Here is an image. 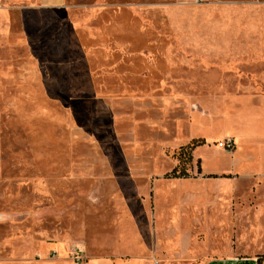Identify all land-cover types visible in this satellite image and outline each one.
<instances>
[{
    "label": "rangeland",
    "instance_id": "374dc122",
    "mask_svg": "<svg viewBox=\"0 0 264 264\" xmlns=\"http://www.w3.org/2000/svg\"><path fill=\"white\" fill-rule=\"evenodd\" d=\"M27 4L0 7V261L85 245L259 264L264 179L221 174L250 175V161L180 150L218 146L208 120L264 92V0ZM175 168L190 177L167 178Z\"/></svg>",
    "mask_w": 264,
    "mask_h": 264
},
{
    "label": "crops",
    "instance_id": "0c3cea01",
    "mask_svg": "<svg viewBox=\"0 0 264 264\" xmlns=\"http://www.w3.org/2000/svg\"><path fill=\"white\" fill-rule=\"evenodd\" d=\"M5 0H0V7ZM22 1L27 7L35 10L61 9L66 5L67 0H11ZM236 108L228 111L226 108H219V117L217 120H208L205 127L218 131L219 134L214 136L211 141H220L225 138H233L236 142V148L233 151H222L224 149L218 146L211 147L203 144L200 149L221 153L231 160L244 163L251 162L253 172L249 175L238 173H221L236 175L237 177L264 179V92L260 89L252 90L251 93L242 94L235 99ZM228 113H227V112ZM206 122V121H205ZM205 129V128H204ZM216 139V140H213ZM219 150H218V149ZM199 149V150H200ZM250 154V157L246 156ZM202 161V159H201ZM204 177H211L205 173L202 165ZM220 174V173H219ZM83 261L77 263L71 257V248L66 249L62 245H54L52 249L54 254L49 251L42 253L39 258H29L26 260L0 261V264H148L143 256H130L129 258H114L111 256H95L90 248L80 246ZM130 247L136 249V245L131 243Z\"/></svg>",
    "mask_w": 264,
    "mask_h": 264
},
{
    "label": "trees",
    "instance_id": "16d2710c",
    "mask_svg": "<svg viewBox=\"0 0 264 264\" xmlns=\"http://www.w3.org/2000/svg\"><path fill=\"white\" fill-rule=\"evenodd\" d=\"M205 141H197L189 146L182 147L180 150V156L187 159V162L194 161L193 152L194 150L200 146L203 145ZM196 167H197V174H202V166H201V159H198L196 161ZM167 178H188L190 177V173L185 169L181 173H179L178 168H175L172 173L166 175ZM259 264H261L264 261V254L259 258ZM252 264V263H250Z\"/></svg>",
    "mask_w": 264,
    "mask_h": 264
},
{
    "label": "built area",
    "instance_id": "2783aa9c",
    "mask_svg": "<svg viewBox=\"0 0 264 264\" xmlns=\"http://www.w3.org/2000/svg\"><path fill=\"white\" fill-rule=\"evenodd\" d=\"M218 147L221 149H225L228 151H233L236 148V142L233 138H225L217 143ZM82 251L78 247H73L71 250V257L77 262L80 263L83 261V258L81 256ZM238 259H234L232 261L228 260H220V261H214L209 264H228L229 262H238Z\"/></svg>",
    "mask_w": 264,
    "mask_h": 264
},
{
    "label": "bare ground",
    "instance_id": "6f19581e",
    "mask_svg": "<svg viewBox=\"0 0 264 264\" xmlns=\"http://www.w3.org/2000/svg\"><path fill=\"white\" fill-rule=\"evenodd\" d=\"M193 113V112H192Z\"/></svg>",
    "mask_w": 264,
    "mask_h": 264
}]
</instances>
